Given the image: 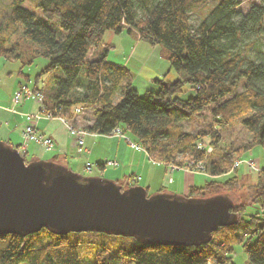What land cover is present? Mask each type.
<instances>
[{
    "label": "trees",
    "instance_id": "16d2710c",
    "mask_svg": "<svg viewBox=\"0 0 264 264\" xmlns=\"http://www.w3.org/2000/svg\"><path fill=\"white\" fill-rule=\"evenodd\" d=\"M24 1L10 0V11L0 22V55L19 59L22 65L40 56L47 59L36 83L43 75L61 71L54 86L46 77L43 90L51 101L47 105L43 98L41 108L73 127L70 117L91 108L92 121L79 128L109 134L120 126L174 169L187 163L177 158L179 153L202 161L201 170L213 178L191 184L186 196L226 194L238 219L219 226L210 241L198 245L150 243L95 231L58 234L46 227L26 235L8 233L0 236V264H81L80 247L89 244L93 264H118L119 259L130 264H235L231 253L238 243L249 264H264V168L245 185L248 174L238 173L234 163L243 151L264 147V49L258 50L264 0L250 4L246 12L238 9L241 0H33L43 16L23 6ZM208 1L215 3L194 25L191 12ZM110 30L159 45L179 77H154V87L140 92L127 65L107 60L104 36ZM100 46L97 57L90 56ZM204 109L210 111L211 122L185 130L181 122L202 116ZM237 122L252 132L251 138L234 148L225 146L219 127ZM206 137L211 152L198 146ZM222 175L228 177L220 180ZM90 234L100 240L115 238V245Z\"/></svg>",
    "mask_w": 264,
    "mask_h": 264
},
{
    "label": "water",
    "instance_id": "95a60500",
    "mask_svg": "<svg viewBox=\"0 0 264 264\" xmlns=\"http://www.w3.org/2000/svg\"><path fill=\"white\" fill-rule=\"evenodd\" d=\"M228 195L147 194L101 176H83L52 159L26 162L0 140V236L95 231L150 243L198 245L219 226L237 221Z\"/></svg>",
    "mask_w": 264,
    "mask_h": 264
},
{
    "label": "rangeland",
    "instance_id": "374dc122",
    "mask_svg": "<svg viewBox=\"0 0 264 264\" xmlns=\"http://www.w3.org/2000/svg\"><path fill=\"white\" fill-rule=\"evenodd\" d=\"M208 2L209 3L205 7L195 8V10L191 12L190 18L194 25H196V23H198L206 14L207 7L215 3L213 1ZM253 2H260V0H241L238 9L246 12L249 9L250 4ZM9 4L10 0H0V22H2L3 19L8 15L10 11ZM23 6L34 11L38 16H43L42 11L39 7L35 6L33 0L24 1ZM107 35L105 38L107 41H109V46L117 45V47L112 46L109 48V58L125 62V64L130 67L132 73L131 81L140 92H143L147 87H154V85L150 83L152 78L161 77L157 74H162V78H166L171 81H174V79L179 77L178 72L170 66L167 57L161 53L159 45H152L147 41L139 39L138 36L129 34L125 31L121 33L112 32L110 37ZM258 43L260 46L258 50L264 49V31H262ZM100 48L96 49L93 52L94 54L90 56L97 57L98 52H100ZM122 52L125 53L123 56ZM250 53L254 55V53H256V49L252 47ZM126 57L127 59L125 60ZM47 63L48 60L40 56L35 58L32 63L22 65L19 59L6 58L5 56L0 55V101H5L6 103H10V105L16 106L18 108H21L23 104L30 102V99H26V96L21 95L19 103L14 104L13 97L20 89V83H27L30 88L33 87L36 74L40 72V70ZM60 75L61 71H53L48 76L49 79L46 80L47 83L51 86H54L57 77ZM42 79L39 80V85L42 84ZM83 89L84 88L80 86L78 91H82ZM46 98L50 100L48 92L46 94ZM204 110L205 114L202 116L191 117L183 120L181 122L183 128L185 130L194 131L199 127L207 126L211 122L212 118L209 115L210 111L207 109ZM80 118L82 119L80 126H84L89 120L91 121L92 109H84L80 113ZM16 122L20 123L19 120ZM219 131H221L223 144L233 148L244 144V142L250 139L252 136V132L247 130L246 127L242 126V124L238 122L233 124L231 127L222 129L219 127ZM124 133V136L118 137L116 134H108L107 136H111L112 138L98 139L100 140V143L97 142L94 147L92 146L89 153H77V159L79 163H76L75 165L71 163L72 165L69 167L83 176H101L105 179L115 181L124 187L128 186L129 182L134 184L135 182H138L136 185L148 186L147 192L149 195L164 192L186 196L189 193L188 188L191 184L202 185L206 179L209 180L213 178V176L202 170L198 171L191 168H187L186 170L173 169V166L166 165L157 157L147 153V150L131 132ZM85 139L87 140L86 144L89 143V146H91L93 139H91L89 136H86ZM25 140L26 138L23 136L21 141L22 144H26L27 142L29 145L30 143V152L38 153V151L35 152L34 149L33 144H35V141ZM119 140H121V142ZM208 141L209 140L206 137L204 142L201 143L207 147L208 151L211 152L212 147H210ZM132 142L135 144H140L141 147L135 148V146L132 145ZM43 149L46 148L43 147ZM45 151H47V149ZM55 153L56 152L50 150L48 152H44L43 158L41 159H51ZM103 154H110L108 158L117 159V161L115 162L114 160H110L113 163H111V165H107L104 171L98 170L96 165H92L91 171H88L82 166V157L84 159L88 158V161L93 164L95 163L96 158ZM70 155H72L71 152ZM27 158L29 160H33L32 156H27ZM177 158L187 162L196 160H193L190 155L185 153H179ZM70 159L71 158L69 157V160ZM252 162L254 164L253 167L250 165ZM234 163L238 164V173L244 175L248 174L246 177H243L244 184L248 185L246 183H250L255 180L258 169L264 168V147L261 145H255V147L243 151V153L237 160L234 161ZM131 172L135 173L136 176L130 181L129 175ZM226 177H228V175H222L219 177V179L224 180ZM161 188H163V190H160ZM243 192L244 188L241 189V194H243ZM247 194L248 193H244L243 195L247 198ZM233 197H235V195ZM88 236H90L92 239H96L97 241H102L108 246H114L115 243L113 242H116L113 241L115 238L112 237L102 238L100 240L99 236L95 234H90ZM92 247L93 246H91V244L80 247L81 264L94 263V260L91 257ZM233 249L234 251L231 253V256L235 264H249L248 255L245 249H243L241 243L235 244ZM113 262L115 263L116 261L113 260ZM117 263L130 264L128 261L123 260L122 262L120 259L117 261Z\"/></svg>",
    "mask_w": 264,
    "mask_h": 264
},
{
    "label": "crops",
    "instance_id": "0c3cea01",
    "mask_svg": "<svg viewBox=\"0 0 264 264\" xmlns=\"http://www.w3.org/2000/svg\"><path fill=\"white\" fill-rule=\"evenodd\" d=\"M112 32L113 31H111V30L106 32V34L104 36V45L105 44L110 45V43H108L109 41H107V39L105 37H106L107 33L110 37ZM112 46L117 47V45H111V46H109V48ZM109 54H110V52L108 51L107 60L114 62V63H117V64L127 65V64H125V62H121V61H118L116 59L109 58ZM124 54L125 53L122 52V56ZM126 59H127V57L125 58V60ZM157 75L161 76V77L163 76L162 74H157ZM47 76L48 75L42 76L43 79L42 78L41 79L43 81H42L41 85H39V81L37 83L34 82L33 87H31V88H34V86L35 87L37 86V88H39L38 90L42 91V93H43L44 102L47 105H50L51 100L46 98V93L43 90V88H44L43 86L46 83L45 80L47 79L46 78ZM21 84L22 83H20V85ZM26 85H28V84L26 83ZM26 99H30V102L23 104L21 106V108L10 105V103H6L5 101H0V140H4L5 142H8L14 146H17V145L22 146L21 141H22L23 136H24L23 128L27 122L26 118H24V117H25V113L29 112V113H36L40 116L38 119H35V128H36L37 132L43 134L44 136H48V137L52 138V140L54 142V147L52 149H47V151H45L46 149H43L41 144L34 142L35 144H33V145H34L35 152L38 151V153H31L30 152V143H29V145L26 143V147L23 149V152H25L26 156H32L33 159H40V158H43L44 152H48L49 150L54 151L56 153H55V155L52 156L51 159L55 160L57 162H60L62 164H65L69 167L70 165H72L71 163H73L74 165L76 163H79L78 159H77V157H78L77 153L78 154L89 153L91 151L90 149L92 146L94 147L97 144V142L100 143V140H98V139L112 138L111 136H107L108 134H99V133H93V132L87 131L85 137L86 136L91 137V139H93L92 144H91V146H89V143L86 144L87 140L84 137V145H83L82 149L79 150V146L76 145V139L72 135L71 131L68 128L67 123L62 119V117L53 116L49 113V111L42 109L41 108L42 104H40V102L37 101L33 96L27 97ZM17 103H19V102H17ZM17 103H14V104H17ZM70 118H72V121L74 122L75 127H78V128L81 127L80 122H82V119L80 118V114H78V115L74 114ZM17 120H19L20 123H17L16 122ZM91 121L89 120L88 122H91ZM113 137H115V136H113ZM119 141L121 142V140H119ZM70 152L72 153V155H70ZM74 154H76V155H74ZM109 156H110V154H107V155L103 154L100 157L96 158V161L93 164L98 167V170L104 171L107 165H111V164H106V162L108 160H114L115 162L117 161V159L108 158ZM69 157L71 158L70 160H69ZM82 159L83 160H82L81 164L86 169L85 164H86V162H88L89 159L88 158L84 159L83 157H82ZM130 175H131L132 179H134L136 176V174L133 172H131ZM125 178H126V176H125ZM135 183L138 184V182H135Z\"/></svg>",
    "mask_w": 264,
    "mask_h": 264
},
{
    "label": "built area",
    "instance_id": "2783aa9c",
    "mask_svg": "<svg viewBox=\"0 0 264 264\" xmlns=\"http://www.w3.org/2000/svg\"><path fill=\"white\" fill-rule=\"evenodd\" d=\"M21 95H24L26 97L33 96L37 101L40 102V104L43 103V98H44L43 93L40 91L35 92L32 88H30L26 84L20 85V89L16 92L15 96L13 97L14 103H17L20 101ZM76 111H80V109L77 107ZM39 117L40 116L36 113H29V112L25 113V118L27 120V122L23 128V134L26 138L25 141L32 140V141H35V142L41 144L46 149H52L54 147V142H53L52 138H50L48 136H44L41 133H38L36 128H35V119H38ZM62 119L67 123L69 130L71 131L72 135L76 139V145H78L79 150H81L83 145H84V137H85L87 131L83 128L73 127L63 117H62ZM110 134H116L118 136H124L125 135V133L123 132V130L120 126L114 127L112 129V131L110 132ZM132 145H134L135 148L141 147L140 144H135L134 142H132ZM198 146L201 147L204 145H202V143L200 142L198 144ZM25 147H26V144L24 143V144H22V146L19 147V150L23 151V149ZM111 163H113V162L110 160H108L106 162V164H111ZM92 165H94V164H92L91 162L88 161V162H86L85 167L88 171H91ZM250 165H251V167H253L254 166L253 162ZM172 168L174 169L175 167L173 166ZM180 168L183 170L184 169L186 170L187 168H191V169H195V170H197V169L201 170L203 168V162L198 161V160L189 161L184 166H182Z\"/></svg>",
    "mask_w": 264,
    "mask_h": 264
}]
</instances>
